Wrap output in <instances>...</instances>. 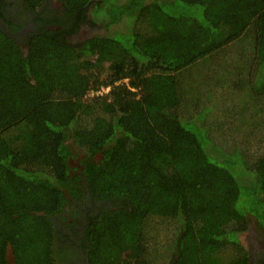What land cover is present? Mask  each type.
Listing matches in <instances>:
<instances>
[{
  "label": "trees",
  "instance_id": "16d2710c",
  "mask_svg": "<svg viewBox=\"0 0 264 264\" xmlns=\"http://www.w3.org/2000/svg\"><path fill=\"white\" fill-rule=\"evenodd\" d=\"M59 2L52 23L62 29L33 36L27 53L0 35V264L10 254L14 264H55L52 219L87 194L112 205L87 227L90 264H154L168 250L167 226L152 220L160 192L177 196L168 264H251L239 235L255 220L264 236V154L246 150L257 138L264 146V130L239 131L218 101L249 84L247 122L264 114V0ZM88 19L103 34L68 40ZM236 63L246 65L241 76ZM5 77L49 89L57 120L35 87L24 110ZM70 139L80 167L71 166Z\"/></svg>",
  "mask_w": 264,
  "mask_h": 264
},
{
  "label": "flooded vegetation",
  "instance_id": "af4514ba",
  "mask_svg": "<svg viewBox=\"0 0 264 264\" xmlns=\"http://www.w3.org/2000/svg\"><path fill=\"white\" fill-rule=\"evenodd\" d=\"M29 0H0V35L17 43L23 53L29 51L33 36L43 32L62 29L52 21L57 20L62 7L59 0H42L37 8L29 5ZM90 19V14L88 15ZM84 22L80 29L67 36L74 43L86 41L99 33V27L92 22ZM105 201H95L87 194L81 201H75L65 213L54 217L55 227V264H90L89 250L86 248L87 227L91 219L97 217L106 207ZM255 255L257 264H264V248Z\"/></svg>",
  "mask_w": 264,
  "mask_h": 264
},
{
  "label": "rangeland",
  "instance_id": "374dc122",
  "mask_svg": "<svg viewBox=\"0 0 264 264\" xmlns=\"http://www.w3.org/2000/svg\"><path fill=\"white\" fill-rule=\"evenodd\" d=\"M97 27H99V29H98L99 33L103 34L105 27L101 24L98 25ZM124 29H125V26L124 27L122 26L120 28L121 31H124ZM106 31L108 32L109 29H106ZM230 55H233V54H230ZM230 55H228V56H230ZM201 66H203L202 68L208 70V68L210 67V63L204 62ZM233 69H236L237 70L236 72H238L237 75L241 76L243 74V72L246 70V65L241 64V63H236L233 66ZM198 74L196 75V80H199ZM3 75H4V73H0L1 77ZM253 75L256 78L258 77V79H260V75L257 72H255V74H253ZM10 76H12V75L10 74ZM235 77H237V76H235ZM263 79H264V72H263ZM3 81H5V82H7V84L17 88L15 96H14V100L16 101L17 104H20V106H22V108H24V110H26L25 106H27V104L24 100L21 101V99L23 98V96H25L27 94V92L30 90V88L35 87L38 90H40L41 92H43L44 93L43 99L45 101L42 100V103L46 107L45 110L47 111L49 117L54 122L57 120L55 113H53L50 109V103H48V99H46L48 96L52 95V92L49 89H45L42 85H38L36 81L31 83L29 86L25 85V84L22 85L18 82H16L17 84L16 83L11 84L9 82V77H5ZM191 84L188 85L189 91H193V89H196L199 86L198 84H195L193 82V89H192ZM258 84H259V81H256L253 83L254 86H257ZM248 86H249V84L247 85V89L245 92L241 93L242 90L239 91V93H241L242 95L240 94L239 97H236L234 99H230L231 101L227 98L220 99L218 101V104H220L218 112L219 113L222 112L221 113V115H222L223 113L229 111L230 116H233V113L231 112V111H233L237 117L238 124H239V127H237V128L242 129V130H239L241 132H246V131H244V130H246V128L248 129L247 132H249L251 130H257L256 128H260V129L264 130V114H262V113L257 112L258 115L255 116V112H254V114H253V116L255 117L254 120L252 119L251 122H247L248 116H246V115H247V112L249 110H252L251 109L252 104L249 101H247L249 99V97L243 96V94L249 95L250 88H248ZM84 90H85V85H84V83H82L80 81L76 84L74 93L81 95L86 91V90L85 91ZM87 92H86L85 97H90V96H87L88 95ZM240 97H243L244 99L239 101L238 99ZM251 102H253V101H251ZM216 105H217V102H216ZM254 110H256V108ZM260 129H259V131H261ZM247 135H248V133H246V135H244L245 140L250 142L251 137H249ZM252 139H254V138H252ZM249 142H247V143H249ZM67 143L71 147V149L75 155L74 159L71 160V166L72 167H78L80 165L82 154H81L80 150H78L77 145L75 144L74 140L70 139ZM259 143H262V142H261V140L259 142V138H257L254 141V143L252 144V148L246 150L248 155H250L252 159H253V157L254 158L257 156L259 157L260 155L264 154V146L262 144H259ZM257 144H259L260 147L256 148ZM100 158H101L100 154L96 155V157H95V159H97V160H99ZM240 175H241V173L239 172L238 176H240ZM176 200H177V196L175 195V193L160 192L155 196L153 214H154V216H157V217L155 219L153 218L152 220H154V222H157V224H164V226L165 225L167 226V229L164 230L166 232L162 231L163 233L161 236H162V243L164 242L166 244V246H168V250L165 253L162 252L161 255L159 254V256H161L163 258L159 261H157V259H156L154 264H168L172 254H173L172 253V247L169 249V246L171 245V242L175 241L177 234L180 231V226L178 225L177 220H176V218H177V211L175 208ZM159 216H160V218H158ZM162 216L163 217L169 216L170 218L169 219H163V218H161ZM164 226H162L161 229H163ZM220 226H221L220 224L217 225L218 228L215 232H220ZM210 234L212 235L213 232H210ZM239 242L249 251L251 264H257L258 260H257V262L255 261V255L259 254L260 249L264 248V236L258 230L257 225L255 223V220H253L251 222V224L249 225V229L247 231H245L239 235ZM169 250H171V251H169ZM9 264H14V260H13V257L11 256V254L9 256Z\"/></svg>",
  "mask_w": 264,
  "mask_h": 264
},
{
  "label": "built area",
  "instance_id": "2783aa9c",
  "mask_svg": "<svg viewBox=\"0 0 264 264\" xmlns=\"http://www.w3.org/2000/svg\"><path fill=\"white\" fill-rule=\"evenodd\" d=\"M110 87L109 88H101L100 90L98 91H93V90H90L87 92V96H90V97H94V96H99V95H103V94H107L109 91H110Z\"/></svg>",
  "mask_w": 264,
  "mask_h": 264
}]
</instances>
